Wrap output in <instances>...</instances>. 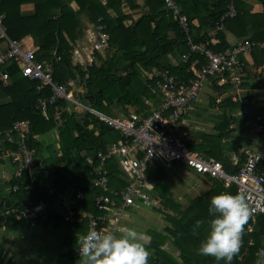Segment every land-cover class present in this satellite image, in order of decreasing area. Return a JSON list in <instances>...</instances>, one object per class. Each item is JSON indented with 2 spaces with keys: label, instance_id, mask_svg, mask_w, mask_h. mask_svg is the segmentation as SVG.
Segmentation results:
<instances>
[{
  "label": "trees",
  "instance_id": "1",
  "mask_svg": "<svg viewBox=\"0 0 264 264\" xmlns=\"http://www.w3.org/2000/svg\"><path fill=\"white\" fill-rule=\"evenodd\" d=\"M126 1L132 9L137 7L133 0ZM176 1L181 13L191 20L189 35L193 40L209 41L213 50L223 51L232 45L226 39L225 30L229 31L238 39L248 38L253 42L249 52L253 64H264V48L257 46V42L264 41V12L251 13L248 0ZM258 1L264 7V0ZM28 2L33 5V13L21 15L20 5ZM72 2L76 3V9L71 5ZM231 2L236 13L223 20L225 30L217 31L213 39L206 32L200 35L198 28L192 24V19H199V28L215 27ZM121 3L122 0H106L104 3L100 0H0V16L9 37L34 47L38 46L39 59L53 60L55 82L64 83L69 78L78 77L79 89L83 90L82 95L93 109L106 114V111H109L107 115L111 116L126 117L131 114L125 106L131 105L136 107V115L143 117L158 105L161 98L152 91L155 78L150 69L153 66L168 69L179 78L187 79L197 76V71L206 63V58L196 52L185 62L181 60V54L188 50L185 43L186 34L178 25L177 16L165 10L163 0H147L149 12L140 15L134 23L127 26L124 20L129 16L122 12ZM85 10L89 12L92 22L104 25L102 31L108 41V47L105 50L95 49V62L83 69L82 66L71 63V49L72 44L82 34L83 25L79 15ZM175 49L179 54L176 61L172 62L169 55L173 54ZM56 57H59V60H56ZM8 71L11 83L3 85L0 82V130L10 127L15 120H29L30 132L26 143L35 150L33 168H37V171L33 176H30V170H26L20 177L13 175L10 178L7 182L8 194L0 197V210L6 207L23 208L36 204L43 198L44 210L35 222L41 224L47 234L54 231L65 235L63 243L74 248L86 232V224L71 223L58 215L52 208L57 195H40L38 183L48 180L57 186L61 194L67 193L70 187L73 190L80 189L84 193V199L79 201L74 209L96 212L92 202L93 195L101 192L110 194L113 188L120 191L126 180L114 157L105 161L108 188L92 187L90 170L98 164L100 155L106 152L109 144L124 138L120 131L110 127L91 111L77 115L74 110H64L61 121L56 123L51 115L52 106L47 107L45 113L37 107V98L40 95H50V88L46 86L38 92V81L22 77L16 65L10 66ZM212 79L214 88L219 91H225L231 86L229 82L218 86V78ZM147 100L150 103L146 102ZM57 102L66 108L65 101L59 99ZM221 104H227L228 108L239 106V103L232 101L229 96L222 100ZM232 119L224 114L220 125L221 138L229 132L228 125ZM54 126L58 128L57 150L49 147L51 154L44 158L36 136ZM189 147L208 159L220 161L227 172H235L242 165L230 164L221 152L214 153L206 144L201 147L189 144ZM43 165L45 167H42ZM258 166V170L263 171L264 160L260 161ZM46 168L48 174L43 175ZM162 169L154 165L146 174L160 180L164 177ZM202 176L210 179L208 193L190 199L184 208L173 200L165 186L157 182L154 189L162 196L163 210L155 209L170 226L165 227V235L153 233L150 243L146 246L153 252L149 253V264H226L224 260L217 261L212 256L198 254L197 248L208 232V222L211 218L208 213L210 197L218 192H240L233 183L223 187L221 180L207 174ZM30 178H34V190L24 189ZM15 184L19 185V189L12 191L11 187ZM25 221V218L11 214L0 217V226H4L6 234L7 231L18 229ZM5 234L0 235V264H14L10 257L6 258ZM167 238H170L178 249L179 259L160 247ZM261 249H264V209L249 217L242 234L240 251L233 257L231 264H258V261H264V257L258 254ZM76 262L77 258H74L69 250L61 252L57 260V264Z\"/></svg>",
  "mask_w": 264,
  "mask_h": 264
},
{
  "label": "built area",
  "instance_id": "2",
  "mask_svg": "<svg viewBox=\"0 0 264 264\" xmlns=\"http://www.w3.org/2000/svg\"><path fill=\"white\" fill-rule=\"evenodd\" d=\"M165 10L177 16V23L186 34L185 43L188 50L181 54L185 62L192 53H200L206 58L197 76L183 79L169 72L168 69L151 68V75L155 78L152 88L154 93L161 96L159 105L149 114L140 117L132 114L128 117H116L101 113L91 108L90 104H82L67 83H57L53 79V60L47 61L37 57V49L29 47L20 40L8 36L3 18L0 16V82L3 85L11 83L8 68L16 65L22 77L37 80L36 90L42 91L46 86L50 88V95H40L37 107L45 113L47 107L52 106V119L60 122L64 110L80 108L91 111L113 129L121 132L124 139L109 144L105 153L100 155L99 162L90 170L91 186L108 188L105 161L114 157L123 178L126 180L122 189H112L110 194L99 193L92 197L95 211L74 209L77 203L84 199L82 190L71 187L65 194H58V202L65 209L64 219L71 223H85L87 230L95 228L98 231H116L120 216L127 208L140 207L161 208L162 197L154 191L155 181L147 176L146 171L157 165L164 169L174 164H182L196 173L207 174L222 181L224 186L233 183L243 194L252 215L264 209V170L259 169V162L264 160V152L250 149L240 168L235 172H227L218 160L204 157L188 145L187 137L180 129L181 116L191 104L201 88L202 81L217 77L218 82H229L235 90L233 99H238L244 80L245 67L243 55L249 53L253 46L248 38H241L223 51H215L209 41H195L189 35L191 20L180 11L176 0H163ZM236 13L233 3L228 4L227 11L220 16L216 27H223V20ZM104 25H96L95 49L105 50L108 41L103 34ZM59 60V57L55 58ZM94 60L90 56L89 63ZM72 82V81H71ZM70 82V83H71ZM79 82V78L76 79ZM61 99L67 103L64 108L57 101ZM244 101V99H241ZM263 129L262 124L257 125ZM30 132L28 119L15 120L8 128L0 130V140L7 146L5 154L13 166V175L20 177L26 170L33 176L35 150L26 143ZM15 144V146H10ZM41 193L56 192V187L48 182H40ZM34 178L25 183L24 189L34 190ZM19 189L15 184L12 191ZM57 193V192H56ZM43 212L42 200L36 204L23 208L6 207L0 210V217L14 214L26 220L35 221ZM85 232V233H86ZM84 233V234H85ZM79 243L71 250L73 256L79 257Z\"/></svg>",
  "mask_w": 264,
  "mask_h": 264
},
{
  "label": "crops",
  "instance_id": "3",
  "mask_svg": "<svg viewBox=\"0 0 264 264\" xmlns=\"http://www.w3.org/2000/svg\"><path fill=\"white\" fill-rule=\"evenodd\" d=\"M100 1L104 3L106 0ZM248 2L251 7V13L264 12V7L258 0H248ZM133 4L137 7L132 9L126 0H122L121 10L129 16L124 20L125 26L134 23L140 15L149 12L147 0H133ZM71 5L73 8H77L75 2H72ZM19 10L21 15L32 14L33 5L30 2L22 3ZM79 17L83 25L82 34L72 44L71 63L73 65L78 64L85 69L86 66L90 65V56H94L96 24L90 20V14L87 10L83 11ZM199 23L198 18L192 19V24L198 28V33L202 35L206 32L211 39L214 38L217 31L225 30L224 26L222 28L216 26L199 28ZM225 34L229 44L240 40L229 31L225 30ZM22 42L38 50V46L34 47L27 42ZM257 46L264 48V41L257 42ZM178 54L177 49H175V52L169 55L170 60L172 62L176 61ZM243 60L246 69L240 91L237 92L238 99H233L236 93L232 86L225 91H219L214 88L212 78L205 79L202 81L195 100L188 105L180 121V129L184 131L188 145L201 147L203 144H206V146H210L214 153L221 152L229 163L235 166H240L244 162L246 154L250 149L264 152V128L258 129L257 127L258 124H262L264 127V64L255 66L250 53L243 55ZM92 62H95V56ZM77 78H69L65 83L71 88L75 97H78L79 101L85 104L87 100L82 95L83 90L79 89L80 85L78 83L80 80L76 82ZM222 83L217 82V85L221 86ZM157 95L159 96V94ZM228 96L232 101L238 102L239 106L228 108L227 104H221L222 100ZM241 99H244V101ZM160 100L161 98L159 102ZM146 102L150 103L148 100ZM125 107L129 109L130 114H136L135 106L126 105ZM74 111L77 115L87 112L80 108L74 109ZM224 114L231 116L233 119L228 125L229 132L221 138L220 125L224 119ZM119 117L123 116L119 115ZM36 138L41 145L42 156L44 158H47L51 154L48 149L49 147L57 150L59 137L56 126L43 134L37 135ZM5 148H7L5 142L0 140V194L2 193L0 197H5V194H8L9 186L7 182L13 176V166L5 154ZM42 167H45V165ZM163 169L164 177L160 179L159 183L169 190L173 200L180 203L183 208L187 206L190 199L208 193L211 182L207 177L194 172L182 164H174L170 168ZM33 171L36 172L37 168H33ZM43 171V175L48 174L47 168ZM152 179L156 178L152 176ZM45 182L51 183L48 180ZM55 187L57 193L45 191L44 194L57 195L52 208L58 215L64 218L66 212L62 210L64 208L59 206V192L57 186ZM223 187L226 186L223 185ZM42 194L40 192V195ZM41 200L44 210V199L40 198L38 202ZM140 208H145V210H140V214L124 210L118 222L119 228L116 231L118 232L122 227H132L139 232L147 234L150 237V241L153 233L165 235V227L170 226V223L163 216L159 215L156 209L154 210L149 207ZM133 210L138 209L134 208ZM166 210L168 211V209ZM46 232V230L42 229L41 224L30 220H26L16 230L7 231L6 234L4 226H0V235L4 233L6 237V258L10 257L14 264H57L61 252L69 250L71 253V250L75 248L71 247V249L70 246L63 243L65 235L60 234L56 236L54 231L49 235ZM160 247L173 255L174 258L179 259L178 249L171 242L170 238L165 239ZM148 251L149 253H153L151 249H148ZM71 255L73 256L72 253ZM73 257L77 258L75 264H81L79 257Z\"/></svg>",
  "mask_w": 264,
  "mask_h": 264
},
{
  "label": "clouds",
  "instance_id": "4",
  "mask_svg": "<svg viewBox=\"0 0 264 264\" xmlns=\"http://www.w3.org/2000/svg\"><path fill=\"white\" fill-rule=\"evenodd\" d=\"M208 213V232L198 245V254L231 264L240 251L251 209L243 194L218 192L209 199ZM149 243L147 234L132 227H122L118 232L93 228L79 238V258L81 264H148ZM258 254L264 257V249Z\"/></svg>",
  "mask_w": 264,
  "mask_h": 264
},
{
  "label": "rangeland",
  "instance_id": "5",
  "mask_svg": "<svg viewBox=\"0 0 264 264\" xmlns=\"http://www.w3.org/2000/svg\"><path fill=\"white\" fill-rule=\"evenodd\" d=\"M79 85H80V82L78 83ZM76 92L78 93V91L76 90ZM107 112V114L109 113V111H106ZM78 113V112H77ZM126 117H128V116H126ZM33 165H34V163H33ZM32 168H33V166H32ZM196 174V173H195ZM155 180V183L157 184V182H159L160 180H158V179H154ZM59 206H61V205H59ZM62 207V206H61ZM62 209V208H61ZM145 210V208H140V209H138V210H133V209H129V208H127L126 209V211H130V212H133V213H135V214H140V210ZM154 210H155V208H153ZM63 211L65 210V209H62ZM156 223V222H155ZM43 229V228H42ZM61 233H59V232H56L55 233V235L56 236H58V235H60ZM49 235H51V234H49Z\"/></svg>",
  "mask_w": 264,
  "mask_h": 264
}]
</instances>
